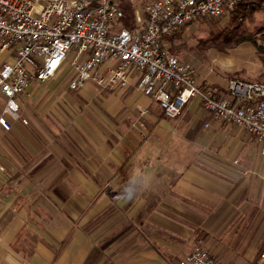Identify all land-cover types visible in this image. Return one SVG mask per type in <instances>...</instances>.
I'll list each match as a JSON object with an SVG mask.
<instances>
[{"label":"crops","instance_id":"crops-1","mask_svg":"<svg viewBox=\"0 0 264 264\" xmlns=\"http://www.w3.org/2000/svg\"><path fill=\"white\" fill-rule=\"evenodd\" d=\"M63 69L18 97L26 125L0 130V264H180L198 247L222 264H264V154L252 135L199 99L168 119L137 89L129 102L147 113L136 126L127 112L119 128L79 127L66 119ZM5 101L0 92V111Z\"/></svg>","mask_w":264,"mask_h":264},{"label":"built area","instance_id":"built-area-1","mask_svg":"<svg viewBox=\"0 0 264 264\" xmlns=\"http://www.w3.org/2000/svg\"><path fill=\"white\" fill-rule=\"evenodd\" d=\"M242 0H154L145 10L141 30H115L124 14L115 0H0V130L13 121L27 124L18 97L34 82L53 79L69 63V89L88 83L127 89L155 102L168 119L180 117L199 99L213 118L242 129L264 154V84L232 80L228 96L202 86L196 70L164 51V38L198 19H221ZM139 20V19H138ZM11 56V60L4 59ZM111 66L104 72L101 67ZM141 115L147 110L137 105ZM180 264H222L196 248Z\"/></svg>","mask_w":264,"mask_h":264},{"label":"rangeland","instance_id":"rangeland-1","mask_svg":"<svg viewBox=\"0 0 264 264\" xmlns=\"http://www.w3.org/2000/svg\"><path fill=\"white\" fill-rule=\"evenodd\" d=\"M154 0H115L122 9L126 4L134 10L135 18L127 28L123 21L119 22L115 30H141L145 19L146 7ZM254 3L261 2L263 9L252 12L247 18L232 21V16L227 15L221 19H198L189 23L171 35L164 42V51L178 55L186 63L196 70V77L204 75L207 78L228 83L239 80L246 83H263L264 71L260 70L263 65L259 54L249 42L233 46H212V43L222 44L225 35L234 38L240 36H253L259 43H264V0H247ZM139 19V20H138ZM73 78V72L69 65L55 79L61 89H68ZM136 90L135 84L127 89L100 88L85 86L84 88L69 93V99L65 101L66 119L71 118L77 122L79 127L96 124L97 127L104 126V119L110 122L114 128L124 126L121 122L122 114L131 113L133 121H126L128 126L143 121L145 115H141L134 107L135 100L129 102L130 95ZM68 91V90H67ZM228 96L226 94H223ZM73 114V115H72ZM95 115V119H93ZM70 118H69V117ZM70 123V122H68ZM133 123V124H132ZM254 141H257L253 137Z\"/></svg>","mask_w":264,"mask_h":264},{"label":"trees","instance_id":"trees-1","mask_svg":"<svg viewBox=\"0 0 264 264\" xmlns=\"http://www.w3.org/2000/svg\"><path fill=\"white\" fill-rule=\"evenodd\" d=\"M261 2L254 3L252 1H247V0H242V2L233 10L229 13L230 17L232 18V21H237L238 18L244 19L247 18L252 12L256 10H261L263 9L262 5L260 4ZM119 7V6H118ZM120 8V7H119ZM122 12L124 14L123 22L127 28H130L131 25L130 23L133 22L135 18V13L134 10L131 8L130 5L126 4L122 7ZM171 36L165 37L164 42L169 40ZM224 42L222 44H217V43H212V46H219L225 47V46H233V45H238L244 42H249L251 43L254 48L256 49L257 53L260 56V59L264 65V43H259L258 39H256L253 36H240L238 38H234L230 35H225ZM172 54V53H171Z\"/></svg>","mask_w":264,"mask_h":264}]
</instances>
